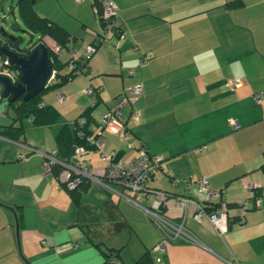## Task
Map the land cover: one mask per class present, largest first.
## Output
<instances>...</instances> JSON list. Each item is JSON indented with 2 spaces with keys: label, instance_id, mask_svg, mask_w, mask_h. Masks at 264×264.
<instances>
[{
  "label": "crops",
  "instance_id": "0c3cea01",
  "mask_svg": "<svg viewBox=\"0 0 264 264\" xmlns=\"http://www.w3.org/2000/svg\"><path fill=\"white\" fill-rule=\"evenodd\" d=\"M38 1L30 0L31 7ZM49 1L52 22L71 38L62 62L69 51L81 57L99 36L106 40L86 61L85 73L40 103L58 113L56 125H71L91 108L86 130L95 134L100 117L126 89L139 85L141 94L101 129V154L114 152L127 164L135 158L127 146L138 144L161 157L150 186L170 198L158 215L181 224L186 238L172 239L157 229L144 212L151 196L120 190L117 197L86 181L72 199L42 169V154L56 148V126L35 127L24 120L20 132L10 131L18 124L2 100L0 134L7 136L0 135V264H104L108 249L119 251L108 264H131L133 258L121 255L124 244L103 250L100 242L105 234L116 239L124 232L137 242L134 257L149 252L153 264H264V0H112L116 14L106 32L91 0ZM75 25L82 31L75 32ZM111 26L123 37L114 36ZM234 81L236 86L227 85ZM87 88L92 95L83 94ZM124 129L129 136L122 140L117 132ZM88 147H80L74 162L100 178L105 162ZM200 178L217 194L210 203L224 206L230 221L220 236L206 219L192 218V203L175 208L171 200L204 203L196 185ZM163 237L165 252L156 262L152 249Z\"/></svg>",
  "mask_w": 264,
  "mask_h": 264
},
{
  "label": "built area",
  "instance_id": "2783aa9c",
  "mask_svg": "<svg viewBox=\"0 0 264 264\" xmlns=\"http://www.w3.org/2000/svg\"><path fill=\"white\" fill-rule=\"evenodd\" d=\"M86 0H73L75 4L82 3ZM92 8L94 13L104 24L102 31H108L112 20L116 14V7L112 0H91ZM99 8V9H98ZM112 27V26H111ZM114 36L122 38L123 34L119 32L116 28L113 32ZM106 39L103 36H99L96 42L89 44L84 48L83 55L79 58L75 51L68 52V64L66 65L68 71L72 75H77L79 71L75 68L74 62L76 60H88V58L95 52V45L101 44ZM64 49L59 46L52 48L51 53L55 56H61ZM0 74L8 75L14 82L19 79V75L16 71L10 69L4 58H0ZM54 75V72H53ZM52 75V78H53ZM51 78V79H52ZM228 86L234 87L237 85V81L228 82ZM83 94L92 95V90L90 88L84 89ZM141 94V87L139 85H134L126 89L122 93L120 99L114 104L113 107L109 108L99 119V130L95 134H89L84 136L81 131L77 132L76 136L80 139H84L87 145L93 147L95 151L100 154V157L105 162L104 172L100 178H95L81 162H74L77 155H80L83 150L80 147H75L73 154L71 155L68 163H63L55 158V150L42 154V169L46 175L52 176V169L55 165H58L62 170L53 179L58 183V185L64 187L66 190H72L77 188L82 182L91 181L99 185L103 191L108 194H113L117 197L121 196L120 190H127L133 195L143 194L146 197H152V201L149 209H144V212L154 221L158 230L163 232H169L172 239L174 238H186L182 232L181 224L173 225L166 222L163 218L158 215L160 207L170 198L167 193L157 191L150 186L153 181L156 172L159 170L161 157L151 156L148 154L145 148L141 145H136L134 148L130 145L127 146L128 149H133L135 151V158L132 162L123 164L114 152H110L107 155L101 154L102 149V136L101 129H103L110 121L117 120L119 118V109L124 106V104L132 103L135 97ZM260 99V97H257ZM60 100L61 97L57 96ZM83 112V111H82ZM81 112V113H82ZM130 117L132 119L136 118V113H131ZM79 126L83 125V118L80 117L77 120ZM229 125L232 129H236L237 126L234 121H229ZM119 139H126L129 136L127 130H120L117 132ZM28 152H34V149L26 147ZM25 156L17 154V159H23ZM196 185L201 191L204 197V203L196 202L193 199H185L182 197H173V205L175 208H184L187 203H192L195 207L192 218L194 220L206 219L210 224L214 233L218 236L227 232L229 227V219L226 215L225 207L205 211L203 207L207 205V202L211 200L213 196L217 194L212 193L206 187V180L200 178L197 180ZM117 188V189H116ZM249 199L253 200L254 205L257 206L258 199L254 196L251 187H248ZM129 203L133 204V201L129 199ZM240 208H245V202H240L238 204ZM209 207V206H208ZM166 237H163L152 249L155 255V261L158 262L160 257L165 252V242Z\"/></svg>",
  "mask_w": 264,
  "mask_h": 264
},
{
  "label": "trees",
  "instance_id": "16d2710c",
  "mask_svg": "<svg viewBox=\"0 0 264 264\" xmlns=\"http://www.w3.org/2000/svg\"><path fill=\"white\" fill-rule=\"evenodd\" d=\"M16 12L20 23L28 32L31 34H37L40 39H48L50 41L51 48H47L42 42L41 44H43L48 50V56L52 62L54 75L45 89L27 101H23L21 97H19L13 103H9L8 100H5L6 106L9 107L14 116L12 120L13 124H18L16 127H8V130L15 133L20 132L21 127L19 124L24 120H29L31 125L35 127L56 126L54 128V141L56 144L55 158L60 162L68 163L75 147H84L85 149L89 148V145H87L85 140L78 138L76 134L77 132L81 131L84 136L89 135V132L86 130V126L91 121V108L83 110V112L80 114L79 118H83L82 126H79L76 121L71 125L67 123L56 125L59 118L58 113L52 107L42 105L40 103V99L42 94L61 88L66 82L75 77V75H72L70 72L61 75L59 70L68 64V59L66 62H62L58 59V56H55L51 53L52 48L55 46L65 49L67 43L71 41L70 35L66 30L57 24L45 18L38 17L31 7L30 0H19L16 5ZM98 22L100 27L103 29L104 24L99 18ZM110 30L114 32L115 28L111 27ZM95 42L96 39L91 44ZM97 45L98 44L95 45V50ZM19 52L28 53V50L19 49ZM86 61L87 60H76L74 62L75 68L79 71L77 75L85 73ZM17 82L18 80L15 83ZM0 101L2 100L0 99ZM0 135L6 137L7 131L5 133H1ZM18 136L19 134H16L11 139L15 137L17 138ZM61 170L62 168L60 166L55 165L52 169V176L56 177ZM87 184V182H82L77 188L72 190H66L64 187L63 188L67 191L68 195L74 199L78 196L77 192H81ZM217 208H220V206L211 204L210 200L207 202V205L203 207L205 211L214 210ZM118 252V250L108 249L106 252L102 253L104 264L109 263V260L113 257L118 258ZM133 264H153L151 254L149 252H144L136 261H134Z\"/></svg>",
  "mask_w": 264,
  "mask_h": 264
},
{
  "label": "water",
  "instance_id": "95a60500",
  "mask_svg": "<svg viewBox=\"0 0 264 264\" xmlns=\"http://www.w3.org/2000/svg\"><path fill=\"white\" fill-rule=\"evenodd\" d=\"M0 58H4L10 69L19 75L15 83L8 75L0 74V99L13 103L19 97L23 101L34 97L45 89L53 75L48 50L38 44L28 51L19 52L18 37L0 29Z\"/></svg>",
  "mask_w": 264,
  "mask_h": 264
},
{
  "label": "rangeland",
  "instance_id": "374dc122",
  "mask_svg": "<svg viewBox=\"0 0 264 264\" xmlns=\"http://www.w3.org/2000/svg\"><path fill=\"white\" fill-rule=\"evenodd\" d=\"M19 0H0V29L6 31L10 35H13L15 37L20 38L21 42L19 44L20 49H32L38 44H43L46 45L47 48H51V43L48 39H40V37L37 34H31L28 32L20 23L17 12H16V5ZM51 2V3H50ZM35 5L34 11L36 14L39 15V17H44L47 18L52 22V12L53 8L52 7V1L49 0H39ZM76 5V4H75ZM75 32H81L82 30L80 29L79 25H75ZM61 61L65 60V55L59 56L58 57ZM68 69L66 66L61 68L59 70V73L62 75L63 73L67 72ZM58 90V91H57ZM55 92H60L59 89L54 90ZM52 91H48L44 94L41 95V98L44 96L47 97H52ZM4 103H0V116L2 114V111L5 110ZM8 114H11V111H8ZM96 114V112H95ZM102 248L103 250L105 248H109L108 246L114 244V246H120V244H124L126 248L124 247L121 250V255L124 259L133 258V261H136L139 257H134L136 253L138 252L137 248V242L133 236H131V240L129 241V236L128 232H124V234H120L117 236L116 239L112 238L111 236H108L105 234V236L102 239ZM105 242V243H104ZM129 242V243H128ZM128 243V244H127ZM106 244V245H104ZM122 246V245H121ZM143 254V253H142ZM108 264V263H106ZM133 264V262L131 263Z\"/></svg>",
  "mask_w": 264,
  "mask_h": 264
},
{
  "label": "flooded vegetation",
  "instance_id": "af4514ba",
  "mask_svg": "<svg viewBox=\"0 0 264 264\" xmlns=\"http://www.w3.org/2000/svg\"><path fill=\"white\" fill-rule=\"evenodd\" d=\"M20 42H21V40H20V38H18V43L20 44ZM20 49V48H19ZM31 49V48H30ZM30 49H28V51L30 50ZM20 50H25V49H20Z\"/></svg>",
  "mask_w": 264,
  "mask_h": 264
}]
</instances>
